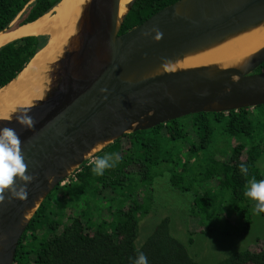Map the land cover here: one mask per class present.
I'll list each match as a JSON object with an SVG mask.
<instances>
[{"label":"water","instance_id":"water-1","mask_svg":"<svg viewBox=\"0 0 264 264\" xmlns=\"http://www.w3.org/2000/svg\"><path fill=\"white\" fill-rule=\"evenodd\" d=\"M135 2L130 0L121 13L122 0H85L75 32L41 71L42 95L17 106L8 116L11 122L0 121V129L13 128L19 135L28 174L34 176L27 200L9 201L6 194L0 203V264H15L38 209L89 161L86 154L96 156L126 134L192 114L264 105V72H256L264 63V46L236 64L173 69L188 56L263 28L264 0H179L120 34ZM54 10L49 14L54 16ZM28 24L18 17L0 35ZM153 29L162 39H154ZM27 35L48 36L38 53L50 42L46 33ZM165 60L171 61L167 71L161 67ZM24 109L35 120L32 129L15 120V112Z\"/></svg>","mask_w":264,"mask_h":264},{"label":"trees","instance_id":"trees-1","mask_svg":"<svg viewBox=\"0 0 264 264\" xmlns=\"http://www.w3.org/2000/svg\"><path fill=\"white\" fill-rule=\"evenodd\" d=\"M177 1L136 0L120 34ZM60 2L0 0V32L18 17L20 24L35 22ZM47 42V35H27L2 46L0 88ZM256 72H264V63ZM221 141L226 145L220 147ZM115 152L121 162L103 176L93 174L88 161L50 193L20 241L15 264H134L137 250L148 264H199L172 234L169 218L161 220L141 246L136 243L141 219L150 213L155 198L156 179L164 176L172 188L193 194L191 215L198 227L191 234L250 232L252 203L244 191L253 177L264 180V105L192 114L132 132L96 156ZM241 163L248 166L247 176L240 171ZM140 186L145 191L138 199ZM216 264H264V248L239 250Z\"/></svg>","mask_w":264,"mask_h":264},{"label":"bare ground","instance_id":"bare-ground-1","mask_svg":"<svg viewBox=\"0 0 264 264\" xmlns=\"http://www.w3.org/2000/svg\"><path fill=\"white\" fill-rule=\"evenodd\" d=\"M129 1L122 0L121 13L125 12ZM84 2L85 0H63L55 8L56 14L52 18H47L49 16L47 14L17 31L0 35V47L16 37L27 34L50 35L48 46L36 55L13 86L0 94V115L9 116L17 106L28 105L42 95L44 79L41 71L46 63L53 61L59 55L69 36L75 32V25ZM263 46L264 27L212 49L188 56L173 66V69L206 64H236Z\"/></svg>","mask_w":264,"mask_h":264},{"label":"rangeland","instance_id":"rangeland-1","mask_svg":"<svg viewBox=\"0 0 264 264\" xmlns=\"http://www.w3.org/2000/svg\"><path fill=\"white\" fill-rule=\"evenodd\" d=\"M52 17L53 14H49L47 18ZM186 124L189 128V119L186 120ZM222 144L226 145V141H221L219 146L221 147ZM68 181L69 179L62 185ZM169 184L168 176L156 179L154 185L156 189L155 198L150 213L143 216L140 222L139 236L136 240L138 246L144 243L161 220L169 218L172 234L187 246L188 251L199 264H216L232 253L247 248H264V218L261 213L257 215L253 211L255 201L249 198L252 203L253 226L248 234L225 236L219 231H197L193 235L191 234L192 230L198 227L196 225L198 219L191 215L193 194H183ZM209 186H214V183H210ZM144 191L143 187L138 188V199L143 197ZM191 237L193 242H190Z\"/></svg>","mask_w":264,"mask_h":264},{"label":"clouds","instance_id":"clouds-1","mask_svg":"<svg viewBox=\"0 0 264 264\" xmlns=\"http://www.w3.org/2000/svg\"><path fill=\"white\" fill-rule=\"evenodd\" d=\"M154 39H162L163 34L158 29ZM149 35V33H145ZM171 65V61L165 60L162 68L167 71ZM107 91V89H101ZM30 109H24L15 112V120L22 127L32 129L35 126V120L30 116ZM13 120V117L0 115V121ZM21 140L19 135L13 128L3 127L0 129V203H3L8 194L9 201L21 200L28 198L27 185L32 183L34 176L28 174V164L25 163L24 155L21 150ZM89 166L92 173L97 176H103L105 171L116 167L121 162V156L118 152L106 153L103 156H88ZM240 171L247 176L248 166L241 163ZM19 181L20 183H17ZM51 182V178H50ZM244 195L255 201L253 211L258 215L264 213V180L257 181L255 177L248 181ZM138 251V255L134 264H148V259L143 252Z\"/></svg>","mask_w":264,"mask_h":264},{"label":"crops","instance_id":"crops-1","mask_svg":"<svg viewBox=\"0 0 264 264\" xmlns=\"http://www.w3.org/2000/svg\"><path fill=\"white\" fill-rule=\"evenodd\" d=\"M24 27V26H23ZM21 29V28H20ZM19 30V29H18ZM15 31H17V30H15Z\"/></svg>","mask_w":264,"mask_h":264}]
</instances>
